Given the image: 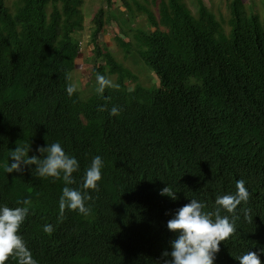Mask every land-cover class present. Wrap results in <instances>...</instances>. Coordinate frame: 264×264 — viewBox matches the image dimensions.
<instances>
[{
    "label": "trees",
    "instance_id": "1",
    "mask_svg": "<svg viewBox=\"0 0 264 264\" xmlns=\"http://www.w3.org/2000/svg\"><path fill=\"white\" fill-rule=\"evenodd\" d=\"M133 2L150 28L120 44L158 83L128 88L126 79L137 77L99 45L105 24L97 13L96 85L83 99L66 89L81 51L84 0H20L14 8L0 0V203L29 207L19 232L37 264H163L174 239L163 212L174 210L170 219L191 198L212 211L217 194L234 192L244 179L248 201L222 209L236 231L220 242L216 264H240L236 256L248 250L264 261V20L242 0L230 2L228 28L202 0L196 14L183 0H152L159 16ZM98 74L109 81L103 91ZM55 141L79 160L71 187H81L95 155L103 158L98 187L81 189L90 194L87 214L60 208L63 173L5 167L18 144L43 156L40 146ZM168 184L175 198L161 193ZM4 264L19 258L9 255Z\"/></svg>",
    "mask_w": 264,
    "mask_h": 264
},
{
    "label": "clouds",
    "instance_id": "2",
    "mask_svg": "<svg viewBox=\"0 0 264 264\" xmlns=\"http://www.w3.org/2000/svg\"><path fill=\"white\" fill-rule=\"evenodd\" d=\"M99 38L101 37L98 36V43ZM97 81L100 91H103L105 85L109 83L103 74L97 75ZM76 88L75 83H69L67 93L73 94ZM119 110L118 106H113L111 109L113 114ZM30 149L31 145L18 144L10 153L12 159L10 161L9 158V163L5 166L7 171L12 172L22 169L23 165L35 164V174L41 177H60L63 173V178L68 183L63 187L60 196V208L70 207L87 214L90 208L86 206L85 198H90V194L81 189L89 192L92 188L98 187L104 165L102 156L97 154L92 158L90 166L85 169L83 179L78 181L81 187L76 188L69 184L72 181V173L79 168V160L75 155L69 154L59 141L40 146L39 152L44 154L43 156L29 155ZM161 193L176 197V192L169 184L161 189ZM249 196L246 181L238 179L234 192L217 194L216 207L212 211H205L204 202L196 198H191L189 203L179 207L170 219L169 215L174 213V210H165L162 220L167 222L170 230L174 231V239L171 241L170 252L167 249L164 252L165 257L170 256L171 258L165 259L163 264H216L220 242L236 231L235 218L223 215L222 209L234 212L241 202L248 201ZM27 202L25 200V205ZM29 211L27 206L11 207L6 203H0V264H4L9 255L18 257L19 264H37L19 232ZM247 218L251 219L250 215ZM52 227L51 224L44 225L45 231H51ZM236 257L240 264H264L260 252L254 250L245 251Z\"/></svg>",
    "mask_w": 264,
    "mask_h": 264
},
{
    "label": "rangeland",
    "instance_id": "3",
    "mask_svg": "<svg viewBox=\"0 0 264 264\" xmlns=\"http://www.w3.org/2000/svg\"><path fill=\"white\" fill-rule=\"evenodd\" d=\"M20 0H6V4L10 8H14ZM112 3L108 4L107 0H84L82 11L84 13V27L83 29L76 32V35L81 42V53L76 59V67L72 71V78L74 83L77 85V89L82 92V97L85 99L89 97L95 89V77L92 74L93 67V42L92 35L95 30L93 23V17L97 13H104V16H99L104 21L105 26L101 30L99 36V44L104 49L108 48L114 56L124 62L133 74L136 75L137 79L132 82L126 79L128 88L131 90L134 88L137 82L142 85L151 86L158 83L156 76L152 73L143 62H139L134 55H127V47H123V40L128 42L133 37V34L138 29L150 28L147 19L144 14L139 13L136 10V5L133 0L130 1L132 8L136 12V17L131 15L125 10L122 0H111ZM137 2L147 5L152 9L155 14L159 16V8L157 4H153L151 0H136ZM194 14L197 13L199 0H183ZM205 6L213 11L218 19L223 20L224 25L227 26V21L230 17L229 2L226 0H202ZM158 3V1H157ZM109 7V9H108ZM119 16V17H118ZM164 29V28H163ZM122 31H126L130 37L121 38L123 35ZM135 54V53H132ZM115 79V77H112Z\"/></svg>",
    "mask_w": 264,
    "mask_h": 264
},
{
    "label": "crops",
    "instance_id": "4",
    "mask_svg": "<svg viewBox=\"0 0 264 264\" xmlns=\"http://www.w3.org/2000/svg\"><path fill=\"white\" fill-rule=\"evenodd\" d=\"M152 1V0H151ZM229 2L232 0H226ZM108 4H111V0H107ZM184 2V1H183ZM243 4L249 11L257 12L262 20H264V0H242ZM123 6H125L124 0H122ZM133 3V1H132ZM84 4V3H83ZM187 5V4H186ZM188 6V5H187ZM109 9V7H108ZM126 10V9H125ZM129 12V11H128ZM131 14V13H130ZM132 15V14H131ZM119 17V16H118ZM136 17V16H135Z\"/></svg>",
    "mask_w": 264,
    "mask_h": 264
}]
</instances>
